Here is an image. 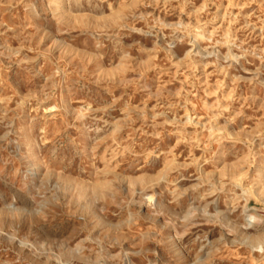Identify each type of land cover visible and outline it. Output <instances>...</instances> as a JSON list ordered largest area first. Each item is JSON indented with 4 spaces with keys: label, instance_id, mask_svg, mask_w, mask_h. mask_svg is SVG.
Here are the masks:
<instances>
[{
    "label": "rangeland",
    "instance_id": "374dc122",
    "mask_svg": "<svg viewBox=\"0 0 264 264\" xmlns=\"http://www.w3.org/2000/svg\"><path fill=\"white\" fill-rule=\"evenodd\" d=\"M0 264H264V0H0Z\"/></svg>",
    "mask_w": 264,
    "mask_h": 264
}]
</instances>
